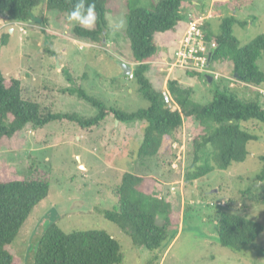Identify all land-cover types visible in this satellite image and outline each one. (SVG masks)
Here are the masks:
<instances>
[{"label":"rangeland","instance_id":"obj_1","mask_svg":"<svg viewBox=\"0 0 264 264\" xmlns=\"http://www.w3.org/2000/svg\"><path fill=\"white\" fill-rule=\"evenodd\" d=\"M155 1L159 0H108L107 41L101 45L75 39L72 31L76 23H69L67 14L50 11L45 4L36 9L35 16L44 18L46 23L23 24L26 32L2 16L0 21L6 26L0 29V70L7 78L22 81L24 96L39 102L41 114L77 113L86 118L98 115L96 106L79 97L80 88L111 108L126 112L146 109L149 101L137 82L123 73L120 63L132 64L126 35L128 11L150 8ZM189 2L192 6V1ZM217 4L213 15L219 7ZM223 11L224 16L236 13L231 3L225 4ZM192 15L198 18L201 12ZM236 17L247 22L245 26L234 25L242 45L264 35V0H255L253 5L237 12ZM189 21L187 14L176 32L156 34L160 54L174 57L177 42ZM213 32L220 33L218 19ZM259 65L264 70V56ZM211 68L221 72L219 79L213 76L210 82L185 70H176L171 79L177 78L183 86L191 87L192 99L200 104L210 103L214 93L223 88L237 91L246 99L259 98L254 87L234 80L231 62L213 63ZM160 72L159 65L152 63L148 77L157 88L162 87L167 75ZM242 124L259 139L249 142V154L244 162H234L227 170H215L187 182L181 165L178 164L174 173L171 167L176 166L175 162L170 166L163 163L167 157L172 158V151L166 152L167 157L152 161L147 171L160 181L155 193L166 197L180 217L167 230L162 248L154 252L134 245L128 231L103 215L104 211L118 209L119 198L114 189L122 184L126 172L134 173L141 165L138 148L143 141L145 122H119L110 117L91 130L68 120L52 122L43 128L29 124L3 142L0 170L12 166L20 174H27L32 168L46 171L51 177V188L7 249L21 264H34L41 236L55 223L66 232L107 231L120 242L125 264H264V233L242 252L224 247L218 236L216 216L223 210L245 215L264 225V205L243 195L248 189L264 193V180L259 179L264 156V123ZM175 147L176 153L184 150L180 144Z\"/></svg>","mask_w":264,"mask_h":264},{"label":"trees","instance_id":"obj_2","mask_svg":"<svg viewBox=\"0 0 264 264\" xmlns=\"http://www.w3.org/2000/svg\"><path fill=\"white\" fill-rule=\"evenodd\" d=\"M107 2L94 0L95 26L85 29L76 24L72 31L75 39L91 45H101L107 41ZM254 2L231 0L236 13L244 11ZM74 3L75 0H0V17L6 16L15 23L37 24L32 20L31 12L35 15L41 4H45L50 11L68 15ZM186 3L187 0H159L153 2L150 8L139 7L128 11L126 35L134 64L133 77L130 75L129 78L137 82L141 93L149 101L150 106L146 109L126 112L111 108L80 88L79 97L96 106L98 115L86 118L77 113L41 114L39 102L24 96L22 81L7 78L0 70V149L4 141L22 132L29 124L43 128L52 122L68 120L84 130H91L110 117L119 122H145L143 141L138 148L141 165L134 173L126 172L122 184L114 189V194L119 198L118 209L104 211L103 215L128 231L134 245L153 252L162 248L167 230L176 225L180 217L167 203L166 197L155 193L160 181L147 171L152 161H159L160 157H167V151H172V158L167 157L164 165L170 166L173 162L175 167L181 165L178 159L182 152L179 150L176 153L174 143L182 144L185 139L188 157L185 158L184 178L187 182H193L215 170H227L234 162H244L249 154V142L259 138L242 123H264V97L258 91L259 98L246 99L237 91L223 88L214 93L210 103L200 104L192 99L194 91L191 87L169 79L168 90L179 105L178 110H173L165 103L164 88L153 85L148 72L153 61L161 56L156 34L177 31L186 17ZM41 23H46V20L43 18ZM235 24L245 26L247 22L238 20L234 15L225 16L221 20L219 34H214L207 22L203 24L207 41L217 42L210 55V69L214 70L211 68L213 63L229 61L234 66V80L248 87L261 86L264 84V70L259 61L264 56V35L242 45L235 34ZM167 58L172 60L173 56ZM188 74L203 76L208 80L211 77L212 81L215 77L196 72ZM261 160L263 167L259 179L263 181L264 156ZM175 167H171L174 173L177 170ZM50 188L51 177L46 171L32 168L27 174H20L12 166H4L0 170V264H21V260L7 247L14 242L35 207L48 197ZM243 195L264 205V193L248 189ZM216 221L221 245L234 252L244 251L264 233L262 223L228 210L218 212ZM34 264L125 262L120 242L107 231L66 232L53 223L40 238Z\"/></svg>","mask_w":264,"mask_h":264},{"label":"built area","instance_id":"obj_3","mask_svg":"<svg viewBox=\"0 0 264 264\" xmlns=\"http://www.w3.org/2000/svg\"><path fill=\"white\" fill-rule=\"evenodd\" d=\"M206 19L207 16L190 19L172 60L163 57L153 61V63L159 65L161 71L167 72L166 87L163 90V97L165 103L173 110H178L179 105L168 90L167 83L175 70H185L187 73L196 72L198 74L214 75L216 78L220 76L219 72L210 69V55L217 47V42L215 40L207 41L205 38L202 26L206 22ZM16 24L21 26L23 32H26V29L23 28L24 23L17 22ZM4 26H6V24H2L0 21V29ZM131 77H133L132 74ZM254 88L264 97V84ZM175 144L177 146L179 145V143ZM180 147L184 150L179 149L182 154L179 156L178 160L181 163L182 172L184 173L186 154L185 139L183 143L180 144Z\"/></svg>","mask_w":264,"mask_h":264},{"label":"crops","instance_id":"obj_4","mask_svg":"<svg viewBox=\"0 0 264 264\" xmlns=\"http://www.w3.org/2000/svg\"><path fill=\"white\" fill-rule=\"evenodd\" d=\"M191 1H192V6H189L190 2H189V0H187L186 7H185L186 13L189 15V19L193 18L192 14H195V16H196V13L198 11L201 12V15H198V16L199 17L207 16V21L206 22L208 24H210L212 32H213V26H214L215 19L220 20V23H221V20L225 17L224 14H223L224 13L223 8L225 7V4L231 3V0H191ZM216 3H218L217 5H219V7L217 8V10H215V14L213 15V10L215 8ZM232 8H233V6H232ZM203 10H205V11H203ZM233 11L235 12L234 8H233ZM187 14H186V16H187ZM211 15H213V16L211 17ZM230 15L236 16V13H233V14L230 13ZM230 15H228V16H230ZM186 28H187V25H186L185 29L182 31V35H181L180 39L178 40L177 44H179L180 40L182 39L184 31L186 30ZM44 30H46V29H44ZM11 32H13L12 28H11ZM48 33H49V31H48ZM161 57L162 58L163 57L166 58L163 53H161ZM132 64H131V66H132ZM61 67H62V69L64 68L63 66H61ZM214 70L219 72V74L221 75V72L219 70H216V69H214ZM174 72L171 75H173ZM160 73L163 74L164 72L161 71ZM228 77H230V76H228ZM173 79L177 80V78H174V77H173ZM165 82H166V76H164L163 85H162L163 88L166 87V83ZM174 147H175V144H174Z\"/></svg>","mask_w":264,"mask_h":264},{"label":"clouds","instance_id":"obj_5","mask_svg":"<svg viewBox=\"0 0 264 264\" xmlns=\"http://www.w3.org/2000/svg\"><path fill=\"white\" fill-rule=\"evenodd\" d=\"M96 19L94 0H75L74 6L67 16L69 23L74 22L85 29L94 26Z\"/></svg>","mask_w":264,"mask_h":264},{"label":"water","instance_id":"obj_6","mask_svg":"<svg viewBox=\"0 0 264 264\" xmlns=\"http://www.w3.org/2000/svg\"><path fill=\"white\" fill-rule=\"evenodd\" d=\"M31 18L35 22H38V23L42 22V20L40 18L36 17L32 12H31ZM120 65H121V68H122L123 73L125 75L130 76L132 74L133 68H132L131 64L126 63V62H121ZM235 76L237 77L238 74H235ZM209 81L210 82L212 81V78L211 77H209Z\"/></svg>","mask_w":264,"mask_h":264}]
</instances>
